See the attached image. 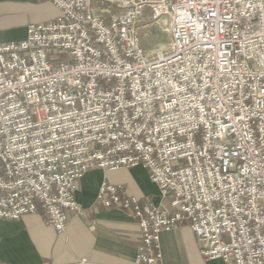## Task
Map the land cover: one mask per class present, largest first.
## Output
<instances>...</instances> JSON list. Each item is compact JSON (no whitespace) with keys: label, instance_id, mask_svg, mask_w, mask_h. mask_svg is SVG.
Here are the masks:
<instances>
[{"label":"built area","instance_id":"1","mask_svg":"<svg viewBox=\"0 0 264 264\" xmlns=\"http://www.w3.org/2000/svg\"><path fill=\"white\" fill-rule=\"evenodd\" d=\"M50 2L0 44V220L40 208L61 235L85 172L140 165L161 204L96 197L135 219L134 264H163L180 227L205 260L264 264V0ZM153 24L169 43L142 49Z\"/></svg>","mask_w":264,"mask_h":264},{"label":"crops","instance_id":"2","mask_svg":"<svg viewBox=\"0 0 264 264\" xmlns=\"http://www.w3.org/2000/svg\"><path fill=\"white\" fill-rule=\"evenodd\" d=\"M59 12L50 0H0V44L25 39L27 25L52 21ZM103 182L120 185L129 196L161 204L159 191L148 171L140 165L117 170L89 169L77 182L74 199L81 215L68 213L61 235L36 213L16 220H0V262L6 264H134L140 241L135 219L121 209L102 207L96 197ZM190 234L192 239H186ZM163 264H188L189 255L199 254V243L186 227L160 235ZM173 261V263H171Z\"/></svg>","mask_w":264,"mask_h":264},{"label":"rangeland","instance_id":"3","mask_svg":"<svg viewBox=\"0 0 264 264\" xmlns=\"http://www.w3.org/2000/svg\"><path fill=\"white\" fill-rule=\"evenodd\" d=\"M140 39L141 47L145 50H151L154 46H157V44H160L161 46H166L169 43L168 35L164 31V26L162 24L157 26L153 24L148 27L142 28V30L140 31ZM185 238L187 240L192 239L190 234H187ZM187 260L188 264H205L203 259L197 257V255H189ZM171 263H173V261ZM209 264L221 263L217 262Z\"/></svg>","mask_w":264,"mask_h":264}]
</instances>
